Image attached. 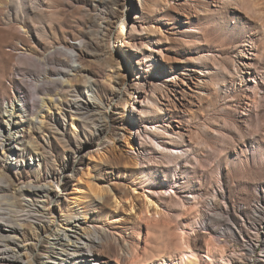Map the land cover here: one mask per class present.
Returning a JSON list of instances; mask_svg holds the SVG:
<instances>
[{
    "label": "rangeland",
    "instance_id": "374dc122",
    "mask_svg": "<svg viewBox=\"0 0 264 264\" xmlns=\"http://www.w3.org/2000/svg\"><path fill=\"white\" fill-rule=\"evenodd\" d=\"M0 166V216L51 225L39 264H184L187 245L200 264H264V0H0ZM60 168L51 203L17 195L53 193Z\"/></svg>",
    "mask_w": 264,
    "mask_h": 264
},
{
    "label": "bare ground",
    "instance_id": "6f19581e",
    "mask_svg": "<svg viewBox=\"0 0 264 264\" xmlns=\"http://www.w3.org/2000/svg\"><path fill=\"white\" fill-rule=\"evenodd\" d=\"M103 1V0H102ZM127 2V1H126ZM130 4V2H129ZM144 4V3H143ZM126 5V4H125ZM129 7H123V12H125V16L122 20L119 21V24L120 26L122 24H124V26L122 25V30L120 32V35L124 37V34L126 33H129L131 31H129V29H134V26H135V20L134 21H129L128 17H129ZM131 18V17H130ZM134 19V18H133ZM133 22V23H132ZM132 25V28H129V25ZM128 27V28H127ZM109 30V29H108ZM123 39V38H122ZM124 40V39H123ZM120 45H122L123 47L127 49H133V47L127 43H125V41H122L120 43ZM139 48V47H138ZM75 49V48H74ZM72 49V54H71V57H72V60L73 62L75 63H78L80 64V61H79V56L74 53L75 50ZM129 54V53H128ZM111 55H113V53L111 52ZM130 55V54H129ZM115 60V59H114ZM126 75V74H125ZM165 79H168V80H171L172 78H170V76H166ZM59 81H61V83L64 85L66 80L64 78V76H61L58 78ZM20 81V80H19ZM22 82V81H21ZM85 82H86V92H87V100L86 101V108H88V111L87 113H93V115H96L97 118H98V122L97 123H94V127H95V130L96 131H99V130H102L103 131V134L106 133L108 130H109V120H111L110 116H109V111H111V107L108 105L107 108L105 109H101L99 108V105L100 104H104L101 98V95L99 93V90H98V87L96 86V84L91 80V77L89 76V74L87 75V73L85 74ZM125 82V81H123ZM126 83V82H125ZM124 83V84H125ZM23 86V85H22ZM101 87V86H100ZM135 89V88H134ZM23 90V89H22ZM21 90V91H22ZM127 90V89H126ZM128 92V90H127ZM137 92V91H136ZM121 93V92H120ZM129 93V92H128ZM127 94V93H126ZM131 94V93H130ZM121 95V94H120ZM22 96V94H21ZM19 97L18 100L19 101H23L22 103H24V99L22 97ZM123 96V95H122ZM120 96V97H122ZM136 96H131L129 95L128 97H126L125 99V103H129V105L131 104V110H135V109H138L137 106H136V101H135V98ZM147 98V96H146ZM75 100V99H74ZM73 100V101H74ZM141 101V100H140ZM138 100V102H140ZM144 101V100H143ZM142 103V102H141ZM73 105L76 106L77 108L75 109H78L82 111V107H81V103L76 100L73 102ZM152 106V105H151ZM110 107V108H109ZM74 108V107H73ZM84 110V109H83ZM76 111V110H75ZM138 111V110H137ZM135 113V112H134ZM139 113V112H138ZM130 114V113H129ZM132 114V113H131ZM135 116V115H134ZM95 117V116H94ZM133 117V116H132ZM96 122V121H94ZM135 123H137L136 120H134V125L132 124V128L130 129L131 132H133L135 130ZM139 129L137 128L136 129V132L138 131ZM95 131V132H96ZM35 133V132H34ZM101 134V132H100ZM102 135V134H101ZM101 138V137H100ZM160 146V145H159ZM164 149V148H163ZM61 169V168H60ZM68 170L65 169V168H62L57 174H55L53 180L55 181V189H54V192L53 193H50L47 189V186H44V185H28L26 187H20L19 188V191L17 193V190H16V193L17 195L19 196H26L28 195L27 193L31 190H33L32 187H34V189H39L41 191H47V195H48V198H49V202L51 203L54 199H56L59 195V186H60V183L62 182V180L64 179V177L66 175H68ZM0 174L2 175V177L8 179L9 181V184H7L8 186L11 184L14 185V180H12V178L10 177L9 174L5 173V172H2V169H1V166H0ZM51 174V173H50ZM52 175V174H51ZM47 178V177H46ZM10 179V180H9ZM53 183V182H52ZM23 185H26V184H23ZM17 188V187H16ZM54 188V187H52ZM8 190V189H7ZM4 192V191H3ZM153 200H148V202L146 203H149V206H146V207H150L151 204H153ZM20 203V202H19ZM120 203V202H119ZM18 204V203H17ZM156 204V203H155ZM7 207V206H6ZM29 208V207H28ZM28 212L25 213V216L27 217V219H30V218H34L35 217V214L36 212L35 211H32V210H28L26 209ZM162 211V210H161ZM32 212V213H31ZM159 212V211H157ZM53 220V219H52ZM22 221L23 220H17L15 217L11 216L10 219H6L5 217L3 216H0V264H39L38 262V257L40 256V247L43 245V243L45 242V240H47V236H50V235H53L52 231H51V225L48 226L47 224H44V225H36L34 228H32V231L31 233L22 229L21 225L19 226L18 224H22ZM71 222V221H70ZM31 223V222H30ZM35 225V224H34ZM261 229L263 230V233H264V223L261 225ZM261 230V231H262ZM17 232V233H16ZM18 232L20 234H22L24 236V240L26 242H28L26 245H27V248L29 250V252L27 253V257H23L21 254H18L14 251V248H16L17 246H19L20 244L18 243V240L16 239L15 235L14 234H18ZM63 237V236H62ZM63 239V238H62ZM66 240V238H65ZM71 240V239H70ZM67 242V246H65V244H62V246H64V250L66 251H69L68 250V247H69V241ZM67 241V240H66ZM72 242L74 243V246L75 249L74 250H77V251H83V250H88V249H91L93 246H94V242L92 240L90 241H87L83 238H79L77 239L76 241H73ZM82 243V244H79L80 246H78V243ZM186 242V241H185ZM184 242V245L186 244ZM23 244V243H22ZM25 244V243H24ZM188 244V243H187ZM186 244V245H187ZM185 245V246H186ZM43 247V246H42ZM81 247V248H80ZM187 250L186 252H183L182 254V260L184 262V264H200L199 263V258L198 256L196 255V253L193 251V249L191 248L190 245H187ZM185 248V247H184ZM71 249V248H70ZM106 250V249H105ZM184 250V249H183ZM69 253V252H67ZM54 254V253H53ZM207 256V254H205ZM204 256V254H203ZM205 257V256H204ZM209 257V255H208ZM180 258V257H179ZM211 259V257H209ZM224 258V257H222ZM134 259V258H133ZM227 259V258H226ZM230 258H228L226 261V264H233V262L231 260H229ZM116 262L119 264L120 262H122V259L120 257H117V259H115ZM164 260V259H163ZM180 260V259H179ZM210 261H213V260H210ZM214 263V262H213ZM129 264V263H127ZM218 264V263H217Z\"/></svg>",
    "mask_w": 264,
    "mask_h": 264
}]
</instances>
